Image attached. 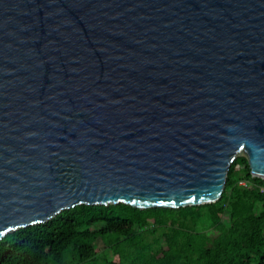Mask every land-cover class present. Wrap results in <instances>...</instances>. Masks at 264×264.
Returning a JSON list of instances; mask_svg holds the SVG:
<instances>
[{"label": "water", "instance_id": "obj_1", "mask_svg": "<svg viewBox=\"0 0 264 264\" xmlns=\"http://www.w3.org/2000/svg\"><path fill=\"white\" fill-rule=\"evenodd\" d=\"M240 155L264 178V0H0V239L214 203Z\"/></svg>", "mask_w": 264, "mask_h": 264}, {"label": "trees", "instance_id": "obj_2", "mask_svg": "<svg viewBox=\"0 0 264 264\" xmlns=\"http://www.w3.org/2000/svg\"><path fill=\"white\" fill-rule=\"evenodd\" d=\"M261 187L264 178L252 176L240 155L214 203L77 205L7 233L0 239V264H93L102 254L103 264H264Z\"/></svg>", "mask_w": 264, "mask_h": 264}, {"label": "rangeland", "instance_id": "obj_3", "mask_svg": "<svg viewBox=\"0 0 264 264\" xmlns=\"http://www.w3.org/2000/svg\"><path fill=\"white\" fill-rule=\"evenodd\" d=\"M97 228L101 227V224L97 225L96 226ZM161 241L163 242V239H161ZM105 256L107 258H111L112 257V252L111 250H106L105 252ZM104 262V258H103V254L102 255H99L97 260H95V262L93 264H103ZM49 264H53V263H49Z\"/></svg>", "mask_w": 264, "mask_h": 264}, {"label": "built area", "instance_id": "obj_4", "mask_svg": "<svg viewBox=\"0 0 264 264\" xmlns=\"http://www.w3.org/2000/svg\"><path fill=\"white\" fill-rule=\"evenodd\" d=\"M252 176H253V175H252ZM260 190H261V192H264V187H261V189H260Z\"/></svg>", "mask_w": 264, "mask_h": 264}]
</instances>
